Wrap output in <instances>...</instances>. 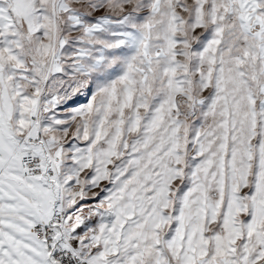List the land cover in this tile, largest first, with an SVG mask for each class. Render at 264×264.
Segmentation results:
<instances>
[{
    "label": "snow or ice",
    "instance_id": "6c2138e0",
    "mask_svg": "<svg viewBox=\"0 0 264 264\" xmlns=\"http://www.w3.org/2000/svg\"><path fill=\"white\" fill-rule=\"evenodd\" d=\"M0 264H264V0H0Z\"/></svg>",
    "mask_w": 264,
    "mask_h": 264
}]
</instances>
